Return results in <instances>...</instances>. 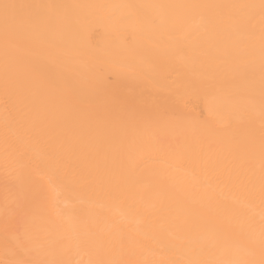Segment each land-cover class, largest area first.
Wrapping results in <instances>:
<instances>
[{
    "label": "bare ground",
    "instance_id": "1",
    "mask_svg": "<svg viewBox=\"0 0 264 264\" xmlns=\"http://www.w3.org/2000/svg\"><path fill=\"white\" fill-rule=\"evenodd\" d=\"M0 264H264V0H0Z\"/></svg>",
    "mask_w": 264,
    "mask_h": 264
},
{
    "label": "snow or ice",
    "instance_id": "2",
    "mask_svg": "<svg viewBox=\"0 0 264 264\" xmlns=\"http://www.w3.org/2000/svg\"><path fill=\"white\" fill-rule=\"evenodd\" d=\"M5 7L7 8L8 6H7V5H5Z\"/></svg>",
    "mask_w": 264,
    "mask_h": 264
}]
</instances>
